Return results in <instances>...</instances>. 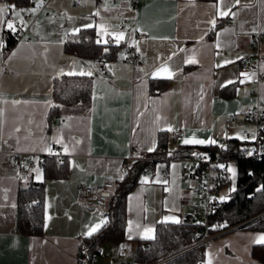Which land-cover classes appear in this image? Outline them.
<instances>
[{
	"label": "crops",
	"instance_id": "1",
	"mask_svg": "<svg viewBox=\"0 0 264 264\" xmlns=\"http://www.w3.org/2000/svg\"><path fill=\"white\" fill-rule=\"evenodd\" d=\"M34 1L50 14H40L28 27L29 40H16L5 54L3 32L9 29L0 23V264H78L80 241L93 226L102 225L106 207L81 206L73 200L75 188L98 184L104 175L119 181L126 166L156 145L158 132L181 127L184 137L168 142L167 160L158 157L144 168L146 176L138 177L127 194L124 240L104 241L94 256L96 264H108L105 253L110 264H123L133 259L135 240L152 238L156 222L179 221L190 212L196 181L179 158L168 157L177 144L239 138L246 125L239 120L241 112L256 101L264 103V44L250 50L252 35L264 34V0ZM3 5L12 4L0 0ZM221 11L228 14L221 16ZM23 12L2 19L15 22ZM213 20L221 21L218 27ZM86 25L102 42L119 45L121 53L139 52L142 64L117 57L106 60L101 74L95 59L65 53V37L90 28ZM120 32L125 38L117 44L114 36ZM246 56L255 60V70L240 69ZM161 65L170 75L153 76ZM81 71L92 73L88 109L47 119L52 77ZM153 78L166 79V88L151 94L148 82ZM230 81L232 94H220ZM231 117L235 123L227 124ZM52 153L64 156L67 175L45 179L41 170L32 172V180L44 184L42 231L18 233L16 189L22 179L16 157L37 160ZM260 236L261 231L231 227L206 238L203 264H261L251 256Z\"/></svg>",
	"mask_w": 264,
	"mask_h": 264
},
{
	"label": "trees",
	"instance_id": "2",
	"mask_svg": "<svg viewBox=\"0 0 264 264\" xmlns=\"http://www.w3.org/2000/svg\"><path fill=\"white\" fill-rule=\"evenodd\" d=\"M21 10H30L31 0H3ZM213 1V0H202ZM221 21H217L218 27ZM212 31V30H211ZM16 41L12 30L3 32L2 52L5 54ZM107 51L102 53V48ZM63 51L73 56L95 59L102 56L106 60L120 57L123 61L125 52L121 53L119 45L112 42L97 43L95 29L83 28L76 33L68 34L63 41ZM130 63V62H129ZM98 69V65H97ZM106 69V68H105ZM99 71V69H98ZM100 72V71H99ZM91 76L87 75H54L51 80V102L47 111V119L63 117L62 113H79L88 109L91 97ZM166 79L153 78L148 82V90L156 94L166 88ZM233 83L225 85L220 94H232ZM169 132L157 133L153 151L144 154V158L132 161L123 171V179L115 183L106 204L104 223L92 235L83 237L80 244L87 247V255L79 254L78 264L83 259L100 253L104 241L120 242L124 240L125 202L127 194L138 182V173L158 157H167ZM264 143V135L262 137ZM246 142L239 138H224L221 144L185 145L177 144L169 154L172 159L193 156L194 153H206L222 160H233L236 167V182L228 198L218 200L216 207L208 218L206 234L215 231V225L221 229L237 228L242 230L261 231L264 233V155L260 159L242 157ZM56 151V148H55ZM54 151V152H55ZM35 161L43 178H63L67 175L66 159L62 155L52 153ZM24 161V164L28 161ZM43 193L42 181H34L31 176L18 181L16 189L15 228L18 233L39 235L43 225ZM199 224L189 213L175 222H156L153 236L147 240H135L132 258L140 264H203L202 244L194 245L198 239L196 231ZM251 256L264 264V244H254Z\"/></svg>",
	"mask_w": 264,
	"mask_h": 264
},
{
	"label": "built area",
	"instance_id": "3",
	"mask_svg": "<svg viewBox=\"0 0 264 264\" xmlns=\"http://www.w3.org/2000/svg\"><path fill=\"white\" fill-rule=\"evenodd\" d=\"M132 1V5L135 4L134 0ZM75 3L79 4V0H76ZM32 9H35V11L23 12L21 18L24 21L23 25L20 23L21 19L14 22L15 30L12 31L15 34L16 40L21 39L28 41L29 36L27 35V30L29 25L40 17V14H43L44 16L50 14L49 10L42 7V5ZM96 40H100V43H102V39L100 37L96 36ZM261 44H264V34L262 32L253 34L250 41V50L252 52L257 51L256 49ZM105 49V47L102 48V53L105 52ZM125 54L124 59L129 61L132 65L140 66L142 64V56L139 52L128 51ZM97 65L100 73L105 74L106 69L102 56L97 58ZM239 65L242 70L256 69V62L255 60H252L250 56H246ZM263 76L264 73L261 72L260 77ZM239 117L240 121L246 123V125L240 129V134L243 137L242 140L246 142V149L244 150L242 157L260 159L264 155V143L262 142V137L264 135V103L261 101L254 102L249 107L245 108ZM236 119V117H231L228 121H226V123H235ZM169 136L173 142L178 143L184 137V130L181 127L173 128L169 131ZM215 143L219 145L222 142L217 140ZM53 150L55 151V148H53ZM7 151L12 152V146H8ZM249 152L251 155H249ZM164 158L167 160L166 157ZM179 159L184 164V172L189 171L192 174L191 177L196 181V183L191 187L192 192L190 193L194 196V202L190 204L189 209L190 213L195 217L199 224V229L196 231L198 239L192 243L194 245H198L202 244L204 239L210 238L211 236L222 232V230L224 231L225 229H229H221L220 225L216 224L214 227L215 231L210 234H206L209 228L208 218L214 211L218 201V188L229 179L226 171V164L231 161L233 162V160H222L216 158L215 156L210 157V155L203 152L196 153L193 156H183ZM24 161L25 160L16 157V165L20 169L19 176L21 179L30 177L33 171L39 169V166L35 161L28 160L25 164ZM220 165H224L225 167L222 168ZM145 176V169L138 173V177ZM116 182L117 179H114L109 175H104L101 182L98 184H80L74 190L73 200L85 208L106 207L107 201ZM195 198L198 203H196ZM86 251V245L80 244L78 246V258L79 254L86 256ZM103 255L107 258L108 264H110L112 262V258L109 254L105 253ZM83 264H96V259L94 256H91L88 259H83ZM123 264L140 263H136L130 258Z\"/></svg>",
	"mask_w": 264,
	"mask_h": 264
},
{
	"label": "snow or ice",
	"instance_id": "4",
	"mask_svg": "<svg viewBox=\"0 0 264 264\" xmlns=\"http://www.w3.org/2000/svg\"><path fill=\"white\" fill-rule=\"evenodd\" d=\"M239 2V0H237V3ZM21 11H26V10H17L16 9V7H15V5H11V6H8V5H3V6H0V23H5L6 22V24H7V28L9 29V30H15V24H14V22H13V20H7V21H4L3 19H2V17H4L6 14H8L9 12L14 16V17H19L20 16V13H21ZM27 11H35V9H30V10H27ZM97 15L99 14L98 12L96 13ZM228 13L226 12V11H221L220 12V15L221 16H224V15H227ZM20 23H21V25H23V23H24V21H23V19H21L20 20ZM210 23H212L213 25H215V20H213V21H211ZM85 27H92V25H86ZM76 31H79V29H77ZM124 38H125V34L123 33V32H120V33H118V34H115V36H114V39H115V42L117 43V44H119L122 40H124ZM101 41L100 40H97V43H100ZM104 43H108V41H104ZM132 43H133V45L135 46V45H138V43H139V41H132ZM137 50L139 51V49L137 48ZM105 51H107V49H105ZM15 53H13V55H14ZM230 61H226L225 63H229ZM69 75H73V74H76V73H72V72H69L68 73ZM79 75H87V76H91L92 75V73H91V71H87V72H85V71H81L80 73H78ZM161 74H169L170 75V72H169V68L166 66V65H161V67L159 68V69H157V71L155 72V73H153V76H160ZM242 75H247V74H242ZM241 82H243V81H241ZM229 83H231V81L229 82ZM169 131H171V129H169ZM183 143L184 144H205V143H208V144H214L215 143V141L214 140H211V139H209V140H207V141H205V140H199V139H195V138H193V139H185L184 141H183ZM154 147H155V144L153 143V147L152 148H149L148 149V151H153L154 150ZM49 151H51L50 149H49ZM65 152H67V148L65 147ZM171 154V153H170ZM194 155H195V153H194ZM249 155H251V153L249 152ZM220 167H225L224 165H220ZM228 171H230V172H232L233 174H235V170L234 169H232V168H228L227 169ZM37 178H39V175H38V177ZM121 179H123V176H121L120 177ZM143 182H147V178H145L144 179V181ZM221 199L223 200L224 198L223 197H221ZM166 220L167 219H171V218H169V217H166L165 218ZM101 223H104V221H101ZM129 224H131V221L129 222ZM100 224H96L95 226H93L92 228H91V230L88 232V233H86L87 235H92V233H94L97 229H99L100 228ZM146 232H151V229H146L145 230ZM131 238V237H130ZM145 238H149V237H145ZM256 243H261V244H264V236H260V237H258L257 238V240H256Z\"/></svg>",
	"mask_w": 264,
	"mask_h": 264
},
{
	"label": "rangeland",
	"instance_id": "5",
	"mask_svg": "<svg viewBox=\"0 0 264 264\" xmlns=\"http://www.w3.org/2000/svg\"><path fill=\"white\" fill-rule=\"evenodd\" d=\"M25 12V11H24ZM238 135V134H237ZM239 138H241L242 136H241V134H239ZM169 143L171 144H176V143H174V142H172V140H169ZM168 151H170V150H168ZM228 168H232V169H234L235 170V174H233L232 172H230V171H228L227 169ZM226 171H227V173H228V181H226L221 187H219L218 188V194H217V198H218V200H222L221 199V197H223L224 199L225 198H228V196H229V194L233 191V189H234V187H235V182H236V167H235V165H234V163L231 161V162H228L227 164H226ZM186 172V174H187V176L188 177H190V176H192V174L189 172V171H185ZM192 196V198H194V196L193 195H191ZM195 200H196V198H195ZM196 203H198V201L196 200ZM190 210V209H189ZM190 213V212H189ZM222 232H223V230H222ZM218 234V233H217ZM217 234H215V235H213V236H211L209 239H211L212 237H214V236H216ZM111 255H112V257L113 258H115V257H117L116 256V254L115 253H111Z\"/></svg>",
	"mask_w": 264,
	"mask_h": 264
},
{
	"label": "water",
	"instance_id": "6",
	"mask_svg": "<svg viewBox=\"0 0 264 264\" xmlns=\"http://www.w3.org/2000/svg\"><path fill=\"white\" fill-rule=\"evenodd\" d=\"M42 5L41 1H34L30 4L31 9L35 7H40Z\"/></svg>",
	"mask_w": 264,
	"mask_h": 264
}]
</instances>
